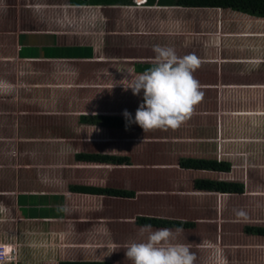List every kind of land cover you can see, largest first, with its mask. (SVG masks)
Here are the masks:
<instances>
[{"label":"rangeland","instance_id":"1","mask_svg":"<svg viewBox=\"0 0 264 264\" xmlns=\"http://www.w3.org/2000/svg\"><path fill=\"white\" fill-rule=\"evenodd\" d=\"M49 1L0 0V247H14L5 261L131 264L126 245L144 239L136 219L146 216L193 222L177 242L190 246L195 264H264V243H257L264 240L243 232L247 226L264 227V20L227 9L76 10ZM93 11L103 12L105 27L81 22L76 29L85 38L74 42L86 43L100 32L94 61L23 63L13 56L14 33L57 22L70 28L69 17ZM108 30L117 32L104 36ZM156 45L201 60L193 75L203 99L191 117L178 129L148 132L135 123L128 129L80 125L79 115L124 118L125 110L134 120L143 91L133 95L127 88L137 76L131 65L154 62ZM231 48L255 53L259 63L221 65L218 59ZM239 84L240 93L230 88ZM79 153L125 155L130 165L80 162ZM181 157L224 159L232 166L228 173L184 170L178 166ZM202 178L240 182L244 192L196 190L194 181ZM74 184L135 195L68 192ZM33 191L67 195V214L52 224L24 218L13 194Z\"/></svg>","mask_w":264,"mask_h":264},{"label":"crops","instance_id":"2","mask_svg":"<svg viewBox=\"0 0 264 264\" xmlns=\"http://www.w3.org/2000/svg\"><path fill=\"white\" fill-rule=\"evenodd\" d=\"M50 1H53L55 3H58L59 5H63L65 7L76 9V10H86L89 8H111V9H116V10L118 9L119 10L120 9H142V8L159 9V10L160 9L162 10L197 9V8H181V7H164V6H157V5L148 6L147 3L138 6L137 4H135L136 0H133L134 5L132 6H76V5H70L69 0H50ZM50 1L49 3H52ZM198 9H202V10L208 9L209 10L210 8H198ZM213 10L217 12L219 11L221 12L222 10H225V9H213ZM235 13H238L240 14V17H243L244 19H250L251 21L252 20H260V21L264 20V18H258V17L247 15V14L239 13V12H235ZM69 19L71 21H70V24H67V25L71 29L70 28L65 29L64 28L65 24L62 25L61 23L57 22L53 28H48L44 30L19 31L17 33H14V36H13V53L14 54L13 56L15 57V59L18 62H23V63L75 62V61L92 62L94 61L98 57V54L100 52L99 43H96V38H98V40L101 41L102 34L100 32H97L96 35L94 34V37H87L86 43H84V41L82 43L81 42L79 43V41L74 42V38L75 39H77L76 37L85 38L84 36L86 35V33H84L83 35H78L79 33H77V29H76L77 25L81 22L82 23L84 22L87 24H91L92 22L94 25H96L97 28H100V29H101V25L102 27H105V23H104L105 18L103 16V12L93 11L92 13H89V15L84 13V16L79 17V15H75V16L69 17ZM73 24H75V26ZM115 32L117 31L108 30V31H105V34L104 33L103 34L104 36L106 35V33L107 35L108 34L112 35V34H116ZM258 57L259 56L256 55L255 53H251L247 56L246 54L241 55L240 49L234 50L233 48H231V49H227L224 52V56H220V59L218 60L221 65H225L228 67L232 66V67L240 68V66H244L246 68H250V67H255V65L259 63V61L256 60V58ZM211 62L217 63L218 61L212 60ZM145 63L155 64V61L154 62L153 61H133L131 65L132 74H135V75L142 74V73L135 72V65L145 64ZM230 88H236L237 92L240 93V84L239 86L238 85H236L235 87L231 86ZM142 97H143V94H142ZM82 115L89 116L90 114H82ZM82 115H79V117ZM93 115L109 116V115H104V114H93ZM237 115H240V113H237ZM251 115L258 116L257 113L256 114L252 113ZM113 117H117V116H113ZM80 125H86V124H80ZM86 126H89V125H86ZM97 126H100V125H97ZM101 127H105V126H101ZM105 128H110V127H105ZM128 128H113V129H128ZM236 142H240V139L236 140ZM247 142H251V141H247ZM238 156H240V154ZM125 157L129 159L128 156H125ZM181 158H188V157H181ZM189 158H197V157H189ZM202 159H216V158L207 157V158H202ZM218 161H228V160L219 159ZM122 165H130V160H129V164H122ZM122 165H118V166H122ZM184 170H187V169H184ZM191 171L212 172V171H204V170H191ZM217 173H222V172H217ZM196 180H211V179L202 178V179H196ZM69 186H68V192L75 193L69 190ZM83 186H87V185H83ZM95 187H98V186H95ZM101 188H107V187H101ZM108 188H112V187H108ZM121 190H127V189H121ZM196 190H199V189L196 188ZM127 191H131L134 193V191L132 190H127ZM199 191H205V190H199ZM205 192H211V191H205ZM212 193H218V192H212ZM76 194L106 196V195L85 194V193H76ZM225 194H228V193H225ZM107 197L125 198V199L133 198V197H115V196H107ZM13 201H14L16 209L22 213L24 218H26L29 221H35V222H44V223L52 224V222L61 221L64 215L67 214L69 210L68 208L69 203H68L67 195L62 194V193L59 194L56 192H36V191L16 192L13 194ZM142 217H146V216H142ZM152 218H157V217H152ZM160 219H164L168 221H181V222L192 223L191 227L183 228V229H190L193 227V222H190V221L188 222V221H184L180 219H168V218H160ZM154 228L161 229L163 227H154ZM169 229L174 230L175 228L172 227ZM251 236H254V235H251ZM257 237L264 240L263 236H257ZM257 243H264V241L263 242L258 241ZM4 245H5L4 246L5 252L8 250L6 252L7 254L6 257L7 258L12 257L13 252H14L12 248L14 247L11 244H4ZM60 261H98V260H60ZM60 261H58V263ZM6 262L8 264H18L17 258L3 261L0 264H7Z\"/></svg>","mask_w":264,"mask_h":264},{"label":"clouds","instance_id":"3","mask_svg":"<svg viewBox=\"0 0 264 264\" xmlns=\"http://www.w3.org/2000/svg\"><path fill=\"white\" fill-rule=\"evenodd\" d=\"M153 51L155 66L137 75L127 87L133 95L142 90L143 103L134 120L127 110L123 115L128 124H137L143 132L175 130L191 117L203 99L201 85L193 75L201 60L195 54L179 57L171 47L156 45ZM183 231V228L153 230L152 225H143L139 233L144 239L126 245L125 256L131 264H195L197 258L190 246L177 242Z\"/></svg>","mask_w":264,"mask_h":264},{"label":"trees","instance_id":"4","mask_svg":"<svg viewBox=\"0 0 264 264\" xmlns=\"http://www.w3.org/2000/svg\"><path fill=\"white\" fill-rule=\"evenodd\" d=\"M148 6L181 7V8H210L227 9L234 12L247 14L250 16L264 18V0H146ZM70 5L76 6H132L133 0H69ZM155 64H137L135 72L144 73ZM143 101V97H142ZM78 123L86 125H100L110 128H128L129 124L125 118L103 116V115H82L78 118ZM75 159L80 162L109 163L114 165L129 164V159L125 156H115L97 153H79ZM178 165L187 170H204L212 172L228 173L231 163L228 161H218L216 159L202 158H180ZM195 187L199 190L241 194L244 186L240 182L196 180ZM69 190L75 193L106 195L115 197H133L134 193L127 190L114 188H101L95 186L70 185ZM136 222L140 225H152V227L163 228H189L192 223L181 221H168L160 218L139 217ZM244 233L254 236L264 237V227L247 226ZM58 264H110L107 261H60Z\"/></svg>","mask_w":264,"mask_h":264},{"label":"built area","instance_id":"5","mask_svg":"<svg viewBox=\"0 0 264 264\" xmlns=\"http://www.w3.org/2000/svg\"><path fill=\"white\" fill-rule=\"evenodd\" d=\"M146 3V0H136L135 4H137L138 6L143 5ZM6 252H5V248L3 246L0 247V263H2L3 261H5L6 258Z\"/></svg>","mask_w":264,"mask_h":264}]
</instances>
